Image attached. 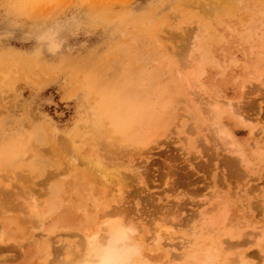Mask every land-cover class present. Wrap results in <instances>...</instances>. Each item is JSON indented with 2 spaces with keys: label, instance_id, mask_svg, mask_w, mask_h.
<instances>
[{
  "label": "rangeland",
  "instance_id": "374dc122",
  "mask_svg": "<svg viewBox=\"0 0 264 264\" xmlns=\"http://www.w3.org/2000/svg\"><path fill=\"white\" fill-rule=\"evenodd\" d=\"M114 207L153 264H264V0H0V264Z\"/></svg>",
  "mask_w": 264,
  "mask_h": 264
},
{
  "label": "bare ground",
  "instance_id": "6f19581e",
  "mask_svg": "<svg viewBox=\"0 0 264 264\" xmlns=\"http://www.w3.org/2000/svg\"><path fill=\"white\" fill-rule=\"evenodd\" d=\"M213 105L216 106L217 103L215 104L214 102ZM228 107L229 109L232 108V105L229 102ZM102 122L103 120L98 123L95 122L97 123L95 124L96 129H102V125H104V122ZM71 143L74 144V142ZM76 148L73 145V148L70 149L69 147V150H71V152L75 154ZM26 206L29 209L28 213L32 217H35L38 220L41 219V217L43 216V210H41L40 207L42 206L37 204L35 201L28 202L27 205H25V208ZM117 206L119 207V205ZM115 209L116 210L109 209L110 211L105 210V212L101 214L98 213L99 216L97 227L93 231L86 228L84 230L85 234L81 238L80 248L76 251L73 250L74 252L68 259H62L58 264H153L144 259L143 247L145 245L143 244L146 241H144L143 238H139L137 236L133 237L131 235V228L133 227L130 228V223H127L130 220L125 222L122 219L123 217L121 218L122 210L117 209V207ZM125 212L126 211H124L123 214H125ZM191 234L195 235V231H193V229ZM191 238L181 237L180 239V244L184 249L182 251V255L184 256L183 258L185 263L189 262V264H225L224 260L222 258H219L220 256H218V254L215 253L213 249L207 247L205 241L197 240L192 242ZM159 239L160 233L156 231L154 232V235L153 237H151L150 241L156 242ZM233 261L234 260L228 261L226 264H232Z\"/></svg>",
  "mask_w": 264,
  "mask_h": 264
}]
</instances>
